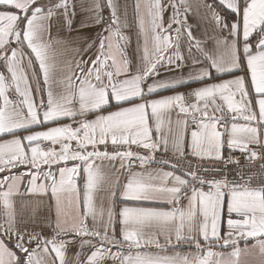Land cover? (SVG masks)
I'll list each match as a JSON object with an SVG mask.
<instances>
[{
	"label": "snow or ice",
	"instance_id": "snow-or-ice-1",
	"mask_svg": "<svg viewBox=\"0 0 264 264\" xmlns=\"http://www.w3.org/2000/svg\"><path fill=\"white\" fill-rule=\"evenodd\" d=\"M131 7L0 0V264H264V0Z\"/></svg>",
	"mask_w": 264,
	"mask_h": 264
},
{
	"label": "crops",
	"instance_id": "crops-1",
	"mask_svg": "<svg viewBox=\"0 0 264 264\" xmlns=\"http://www.w3.org/2000/svg\"><path fill=\"white\" fill-rule=\"evenodd\" d=\"M119 2L120 3H124L125 0H119ZM126 2L129 5V9H128V11H129V19L131 20V18H132V7L131 6L133 4V0H126ZM105 15H107V12H105ZM131 34H132V37H133V39H132V47L134 48L135 47V27H133L131 29ZM192 86L195 87V85H192ZM181 90H183V89H181ZM161 94L163 95V94H167V93H161ZM248 243H249V245H251L252 243H255V241L249 239ZM240 246L244 247V241L240 242ZM218 250H230V249H218ZM249 259H251V257H249ZM109 264H111V262H109Z\"/></svg>",
	"mask_w": 264,
	"mask_h": 264
},
{
	"label": "built area",
	"instance_id": "built-area-1",
	"mask_svg": "<svg viewBox=\"0 0 264 264\" xmlns=\"http://www.w3.org/2000/svg\"><path fill=\"white\" fill-rule=\"evenodd\" d=\"M235 154H236L237 156H239V152H236Z\"/></svg>",
	"mask_w": 264,
	"mask_h": 264
}]
</instances>
